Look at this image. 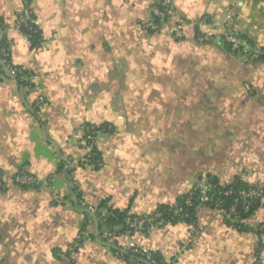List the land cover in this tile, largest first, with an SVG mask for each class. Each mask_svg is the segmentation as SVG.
I'll return each instance as SVG.
<instances>
[{
	"label": "crops",
	"instance_id": "1",
	"mask_svg": "<svg viewBox=\"0 0 264 264\" xmlns=\"http://www.w3.org/2000/svg\"><path fill=\"white\" fill-rule=\"evenodd\" d=\"M158 1L0 0V41L31 73L29 86L0 74V264H129L101 241L92 209L102 202L147 216L208 178L264 189V0H172L179 40L172 21L147 29ZM24 12L37 49L16 28ZM206 19L262 58L227 51L221 30L198 43ZM87 125L109 129L93 145L97 165ZM21 169L36 186L14 182ZM245 226L199 205L192 223L117 240L166 264H264V203Z\"/></svg>",
	"mask_w": 264,
	"mask_h": 264
},
{
	"label": "trees",
	"instance_id": "2",
	"mask_svg": "<svg viewBox=\"0 0 264 264\" xmlns=\"http://www.w3.org/2000/svg\"><path fill=\"white\" fill-rule=\"evenodd\" d=\"M21 15L25 18V22L21 23L19 31L27 38L31 45V48L37 49L41 41V31L38 25L35 23V20L30 14V12H24ZM151 19V22H153L159 28L165 22H167V18L165 19V21L154 17H152ZM17 23L18 22H16V24ZM4 29L5 26L0 20V31L3 32ZM196 34L198 35V30H196ZM235 34L241 38L246 39L245 37L237 34L236 32ZM223 46L226 48L227 51L235 55L242 56L239 50L232 51L229 44L223 42ZM5 54L6 57L4 56ZM259 57L262 58V56ZM8 67L17 71L15 78L19 81L20 85H31V73L22 70L21 68L15 67L11 64L7 41L3 37L0 41V74L4 75V69ZM86 128L88 130H85L83 137V140H85V142L86 137L88 135H93L103 130L106 131L108 126L87 125ZM99 160V154L95 146H90V152L87 158V162L91 165H97ZM201 187L205 188L206 190L205 200L203 203L200 202ZM201 187L196 186L192 188L189 193L181 196L174 206H158L156 211L151 215H130L127 210L120 211L111 209L107 206V202L104 201L99 204V206H97V210L94 216L97 219L99 228L105 227L109 233H112L118 237L121 234H125L127 231L133 232L132 229H129L126 225L127 219H146L149 217L157 216L155 220L161 221L162 226L174 225L181 221L192 223L195 220L196 208L199 205H206L212 208H218L223 212L229 222L234 223V225L238 229L244 230L246 229L245 222L254 214V212L262 204L261 200L252 194L247 200L249 204V210L245 211V204L239 195V191H250L252 189L257 188H251L248 185L242 183L241 181H235L230 184H220L216 179L208 178L205 185H202ZM188 201H190V205L187 204ZM232 208H234V212L231 211ZM101 241L107 244L103 235L101 236ZM107 246H109V248L114 254H116L118 257L123 258L129 264H150L148 261H146L145 254L143 253L140 254L129 251H121V248L117 244L112 246L107 244ZM150 255L152 259L156 261L157 264H166L157 253L150 252Z\"/></svg>",
	"mask_w": 264,
	"mask_h": 264
},
{
	"label": "built area",
	"instance_id": "3",
	"mask_svg": "<svg viewBox=\"0 0 264 264\" xmlns=\"http://www.w3.org/2000/svg\"><path fill=\"white\" fill-rule=\"evenodd\" d=\"M151 14L152 17L163 21H165L166 18H167V22L171 20H175L174 30H173L174 38L179 40L184 37L185 21L182 18L175 17L172 6V0H159L151 8ZM17 22L18 23L16 24V28L19 30L21 23L25 22V18L22 15H19L17 18ZM201 26L203 27V29H201ZM198 27H199L198 35L196 34V41L198 43H208L209 41L212 40V37H214L216 33L219 30H221L222 40L230 45L232 51L239 50L242 56L247 59H257L260 54L254 50L252 43H250L247 39L241 38L238 35H236L228 23H224L223 25H218L215 22L206 19L203 20L198 25ZM147 29L152 32H158L160 30V28L157 27L153 22H150L147 25ZM4 56L6 57V54ZM4 71H7L8 75L12 77H15L17 74V71L10 67L5 68ZM45 105L46 102L43 99H40L35 103V108L40 109ZM100 133H102V131L99 133H95L93 135H88L86 137V140L89 143L88 144L89 149L90 146H93L94 140ZM14 182L21 187H32L37 185V180L34 177L28 175V173L24 169H21L16 173L14 177ZM205 194H206L205 188L201 187L200 188L201 203H203L205 200ZM252 194L255 195L257 198H259L262 203H264V189L257 188V189H252L250 191L241 190L239 191V195L245 204V208H244L245 211L249 210L248 208L249 204L247 200ZM187 204L190 205V201H188ZM82 205L84 204L82 203ZM231 211L234 212V208H232ZM92 212H96L95 209H92ZM156 217H149L146 219H135V220L127 219L126 225L129 229H132L133 232L127 231L126 234L130 235L135 232L148 233L155 230L156 228L162 227V222L156 221L155 220ZM104 238L106 240V243L110 246L117 244L121 248V251H129L140 254L143 253L145 254L146 261H148L150 264H157L156 261L152 259L150 255V251L148 250H145L137 246H130V247L122 246L118 243L117 236L109 232L104 234Z\"/></svg>",
	"mask_w": 264,
	"mask_h": 264
},
{
	"label": "rangeland",
	"instance_id": "4",
	"mask_svg": "<svg viewBox=\"0 0 264 264\" xmlns=\"http://www.w3.org/2000/svg\"><path fill=\"white\" fill-rule=\"evenodd\" d=\"M171 21H172V33H173L175 20H171ZM211 21L214 22L213 20H211ZM215 23H216V22H215ZM216 24H218V23H216ZM201 29H203L202 26H201ZM253 48H254V47H253ZM86 129H87V128H86ZM107 130H109V129H107ZM100 134H101V133H100ZM97 138H98V137H96V139L94 140L93 145H95ZM84 143H86V144L88 145L87 140H86V142H85V140H84ZM87 147H88V146H87Z\"/></svg>",
	"mask_w": 264,
	"mask_h": 264
},
{
	"label": "water",
	"instance_id": "5",
	"mask_svg": "<svg viewBox=\"0 0 264 264\" xmlns=\"http://www.w3.org/2000/svg\"><path fill=\"white\" fill-rule=\"evenodd\" d=\"M5 73L8 75L7 71H5Z\"/></svg>",
	"mask_w": 264,
	"mask_h": 264
}]
</instances>
